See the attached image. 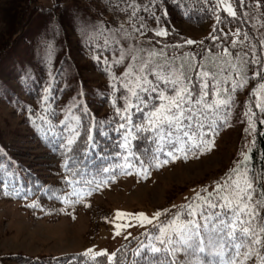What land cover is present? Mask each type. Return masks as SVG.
I'll list each match as a JSON object with an SVG mask.
<instances>
[{
  "label": "trees",
  "instance_id": "1",
  "mask_svg": "<svg viewBox=\"0 0 264 264\" xmlns=\"http://www.w3.org/2000/svg\"><path fill=\"white\" fill-rule=\"evenodd\" d=\"M56 1L44 7L40 0L24 4L17 0L5 10L8 38L20 37L32 21L44 19L50 23L45 29L49 40L38 37L33 42L56 47L51 48L50 58L37 55L40 70L30 72L29 81L16 78L23 92L11 102L31 140L51 158L39 163L50 178L34 167L36 163L16 159L12 148L3 146L0 139V200L16 201L36 218L71 216L80 207L89 209L94 196L122 176L144 177L168 163L196 159L238 109L246 116L259 114L253 89L264 85V43L243 17L246 0H230L234 17L214 0H142L143 5L133 7V12L130 0H103L99 17L103 27L112 31L97 24L84 26L75 17L66 19L60 0ZM120 1H128L127 12L116 8ZM113 3L115 20L128 16L129 20L123 24L112 20V26H106V10ZM259 7L264 12V3ZM179 21L196 26L212 21V25L207 34L189 44V37L174 26ZM8 38L0 52L10 47ZM203 84H207V95L201 99ZM179 86L191 93L179 128H152L149 114L162 103L160 94L173 97ZM245 90L247 97L240 109L238 97ZM0 96L11 98L1 89ZM252 126L249 148L240 162L180 206L161 212L155 225L124 239L111 262L105 255L72 252L49 257L0 256V264H180L178 250L169 254L177 249V235L168 233L171 244L162 245L156 239L159 226L169 227L173 220L177 226L192 221L198 227L194 244H184V248L205 249H198L195 257L190 256V249L183 252L181 264H218L215 253L226 242L229 229L225 226L234 217V211L222 207L224 197L243 195L250 182L252 204L264 200V124L253 118ZM238 200L230 202L233 210ZM259 211L264 217V208ZM109 217L108 212L98 223L105 226ZM199 222L211 229L202 232ZM151 247H167L169 252L153 254ZM247 264H257L255 256Z\"/></svg>",
  "mask_w": 264,
  "mask_h": 264
},
{
  "label": "rangeland",
  "instance_id": "2",
  "mask_svg": "<svg viewBox=\"0 0 264 264\" xmlns=\"http://www.w3.org/2000/svg\"><path fill=\"white\" fill-rule=\"evenodd\" d=\"M16 1L0 0V45L8 38L5 10ZM19 1L20 4H24L26 0ZM40 1V4L44 7H51L59 2L56 0ZM214 1L217 7L225 13L228 14L225 11L228 6L234 11L230 0ZM263 3L264 0H246V6L242 11L245 21L261 44L264 43V12L259 5ZM127 5L128 1H120L117 7L116 3L109 5L106 10L107 14L104 17L106 26L108 24L112 26V20L121 24L129 20V16L128 20L126 18L115 20L113 13L116 10L111 11L113 7L119 8L122 12H127L129 6L132 5L130 12H133V7H141L143 3L142 0H130L128 7ZM102 7L103 0L97 2L90 0H60L59 4V8L65 14L66 19L75 17L84 26L97 24L105 31H112L113 28H109V30L102 25V19L99 17V11ZM63 23L67 25L66 21H63ZM49 25L50 23H47L44 19L32 21L20 34V37L15 36L14 42L13 37L8 38L10 39V47L6 46L0 52V89L9 92L11 96V98L0 96L1 144L7 147L10 146L16 159H22V161L33 166L36 163L34 167L45 173L43 175L47 179L50 176L46 173L45 167L39 163L50 161L48 159L51 158L43 154L42 149L31 140L11 102L13 100L17 101L16 98H19V94L23 92L21 86L15 83L16 78L20 81L24 79L29 81L32 78L30 72L33 71L37 74L40 70L39 63L35 62L37 55L50 58L47 56H51V48L56 47L53 45L42 46L41 40L33 42L38 37L49 40L45 34V29ZM211 25L212 21L200 26L182 21L174 23V26L187 35L191 41L200 39L207 34ZM47 32L51 37L49 29H47ZM72 36L75 37V35ZM68 72H70L69 69ZM15 91L17 92L16 95ZM253 92L255 94L254 106L259 114L246 116L238 109L235 116L227 122L224 129L196 159L168 163L156 172L144 177L122 176L107 190L94 196L89 209L80 207L71 216H61L56 219L36 218L26 213L18 202L0 200V256L49 257L62 256L72 252H82L90 255L106 253L105 256H112L116 247L124 239L138 234L160 220H153L152 224L145 223L143 227H140L133 216L121 217L118 220L116 218L117 212L126 214L143 213L146 217L152 218L156 212L161 213L170 208H176L193 195H197L205 186L213 184L215 180L223 177L231 165L235 166L241 161L240 159H243V153L249 148L251 141L252 119L258 118L264 124V88L259 86L254 88ZM245 93L246 90L238 97V108L240 109L247 97ZM224 188L226 193L228 186ZM232 197V199H226V197L224 199L226 202L239 199V195H232ZM108 212L110 217L109 220L107 219V224L104 226L103 223H98L102 222L101 217ZM125 222H130L136 226L120 228V234L116 235L118 229L114 225L124 224ZM199 223V226L202 225V232L211 229L207 228L204 223ZM98 224L102 225L98 226ZM158 236H160V231ZM193 240L194 236L187 244L192 246L190 243L194 244ZM189 246L184 248V244L178 243L176 240V248L180 252L176 256L180 264L184 261L182 258L183 252L188 249L192 251L191 257L196 256L199 247ZM198 253L200 254V252ZM5 262L12 263L11 261ZM13 264H16V262H13Z\"/></svg>",
  "mask_w": 264,
  "mask_h": 264
},
{
  "label": "snow or ice",
  "instance_id": "3",
  "mask_svg": "<svg viewBox=\"0 0 264 264\" xmlns=\"http://www.w3.org/2000/svg\"><path fill=\"white\" fill-rule=\"evenodd\" d=\"M225 11L228 12L230 16H235L236 13L232 10L230 6L226 7ZM157 35H163L162 32H157ZM189 44L193 41L189 40ZM143 69H141L142 71ZM204 76H207V73H203ZM147 83V81H145ZM174 83H177L174 81ZM207 88V84L201 86L203 99L204 95H207L204 92V89ZM261 88H264V85H261ZM133 95L136 93L133 91ZM191 93L187 87L179 86L175 90V96L167 97L163 94H160V100L162 103L160 106L149 114V123L152 128H159L164 125L169 127L179 128L180 121L184 116V103L187 97H190ZM201 101L197 100L196 103L199 104ZM217 103H222L218 101ZM127 110V109H126ZM123 118V117H122ZM251 126V125H250ZM123 127V125H122ZM71 143V141H69ZM193 146H196L195 144ZM247 159V158H246ZM243 195L239 196L238 203L235 210L232 209V204L226 202L222 205L223 208L234 211V217L229 223L225 226L229 230L225 236V243L221 244V250L215 253L220 259L218 264H247V261L251 260L255 256L257 264H264V217L260 215L259 209L264 208V200L257 202L255 205L252 204V184L246 182L245 189L242 190ZM209 207H216L211 203L208 204ZM195 215V213H192ZM133 216L134 219L138 222L140 227H143L145 223L152 224L153 220H158L161 216L160 212H156L152 218L146 217L143 213L138 214H126V213H116V218L119 220L121 217ZM206 220L210 217H205ZM170 223V227L159 226L160 236H157L156 239L159 240L160 244H171L172 238L168 236L169 230L174 232L177 235V242L181 244H187L188 241L192 240L193 236L199 235L198 227L192 222L189 221L188 225L177 226L176 221L173 220ZM192 225V227H189ZM136 226L130 222H125L124 224H115L118 230L116 235L120 234V228ZM206 226V225H205ZM193 228H196V231H193ZM221 231V229H216ZM167 236V239L164 237ZM203 242L201 241V244ZM225 248H230V252H225ZM151 252L153 254L159 253L161 251L169 252V249L165 247L164 249L151 247ZM178 249H173L169 252L170 255H174ZM200 252H204V247H199ZM91 252V250H89ZM87 255V253H85ZM96 255H107L106 253H97ZM227 257V258H225ZM112 257L109 256V261L111 262Z\"/></svg>",
  "mask_w": 264,
  "mask_h": 264
}]
</instances>
